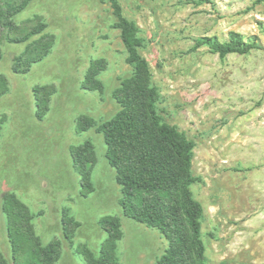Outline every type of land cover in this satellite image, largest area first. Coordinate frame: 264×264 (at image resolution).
Listing matches in <instances>:
<instances>
[{"label": "rangeland", "instance_id": "rangeland-1", "mask_svg": "<svg viewBox=\"0 0 264 264\" xmlns=\"http://www.w3.org/2000/svg\"><path fill=\"white\" fill-rule=\"evenodd\" d=\"M144 40L158 88L164 121L194 141L190 188L201 203V237L209 264H264V0H119ZM27 30L36 20L52 36L51 50L26 73L11 66L24 42L1 44L0 73L8 91L0 97L4 115L0 137V251L13 264L6 236L2 194L14 192L33 213L42 243L60 240L53 264H86L79 245L96 255L106 238L103 215H117L122 236L116 243L120 264H157L167 246L156 229L125 216L118 203L120 185L105 156L101 133L77 132L85 114L102 121L118 109L112 93L132 72L108 0H31L14 18ZM242 35L255 47L247 55L220 58L202 37ZM13 35V34H12ZM103 58V90H88L83 77L89 62ZM53 84L48 110L35 116L32 88ZM94 144V190L80 194L70 146ZM80 222L73 244L62 233L61 213Z\"/></svg>", "mask_w": 264, "mask_h": 264}, {"label": "trees", "instance_id": "trees-1", "mask_svg": "<svg viewBox=\"0 0 264 264\" xmlns=\"http://www.w3.org/2000/svg\"><path fill=\"white\" fill-rule=\"evenodd\" d=\"M31 0H0V59L3 40L24 42L23 51L13 58L11 69L26 73L32 65L48 55L52 36L43 31L45 24L36 20L27 30L19 29L13 18L22 12ZM114 26L126 51V62L132 67L129 76L121 79L112 95L118 104L116 112L99 121L89 115H79L75 121L77 132L90 129L102 134L106 145L105 156L115 170L120 185L118 203L125 216L156 228L166 239L167 246L157 264H209L201 237L203 208L193 196L191 184L196 180L192 173L193 140L176 126L164 121L158 108L160 94L152 82L148 61L140 53L144 40L133 20L128 19L119 0H108ZM13 34V35H12ZM198 44L208 46L224 58L231 53L247 55L255 47L247 43L238 32H229L227 39L202 37ZM103 58L89 62L83 77L88 90H103L99 74L106 68ZM8 91V79L0 73V97ZM35 116L42 119L48 110L53 84H36L32 88ZM4 115L0 117V137ZM70 156L79 175L80 194L87 196L94 190L91 178L96 161L94 144L87 138L71 145ZM2 211L5 216L6 236L10 244L13 264H53L59 257L61 242L42 243L36 233L29 207L11 191L2 194ZM99 226L106 232L99 255L85 245H79L86 264H120L116 243L122 236L121 220L117 215H103ZM62 233L68 243L80 222L69 215L64 207L61 213ZM0 264H9L0 251Z\"/></svg>", "mask_w": 264, "mask_h": 264}]
</instances>
